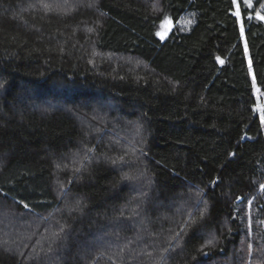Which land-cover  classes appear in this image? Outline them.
I'll return each mask as SVG.
<instances>
[{
    "label": "trees",
    "instance_id": "16d2710c",
    "mask_svg": "<svg viewBox=\"0 0 264 264\" xmlns=\"http://www.w3.org/2000/svg\"><path fill=\"white\" fill-rule=\"evenodd\" d=\"M85 1L0 0V264H264V0Z\"/></svg>",
    "mask_w": 264,
    "mask_h": 264
},
{
    "label": "rangeland",
    "instance_id": "374dc122",
    "mask_svg": "<svg viewBox=\"0 0 264 264\" xmlns=\"http://www.w3.org/2000/svg\"><path fill=\"white\" fill-rule=\"evenodd\" d=\"M75 1V0H74ZM76 1H78V2H76V4H78V5H80V4H82V3H84V4H89L87 1H82V0H76ZM54 4H56V2L54 1ZM258 13V12H257ZM257 13H256V16H257ZM260 13V15H264L263 13H261V12H259ZM170 21L171 22V20L169 19V18H166V19H164V21L161 23V25H160V28H159V31H165V28H166V24H165V21ZM193 21H194V14L192 13V12H186L180 19H179V21H178V23H177V26H178V28H179V30L180 31H186V30H188L190 27H191V25L193 24ZM263 22H264V20H262ZM173 23L171 22V27H170V29L167 31V34L170 32V30L172 29V27H173ZM167 36V35H166ZM165 36V37H166ZM256 94V98H264V95H262V94H264V92H261L260 91V93H255ZM109 107V106H108ZM95 114L98 116L99 115V117L102 119V120H105L106 119V117H107V113H103L102 111H98V112H95ZM107 120V119H106ZM117 121H119L118 119H117ZM84 123H85V128H86V130H87V135L88 136H90V134L91 135H93L96 139H97V141H99V142H106L108 145H115V146H117V148H119L120 150L119 151H121L122 152V154L124 155V156H127V157H129V156H131L132 157V159H134L133 157H135V156H137L138 155V151L139 150H137V151H135L136 150V148L137 147H135V146H133V145H129L128 143H121L119 140H118V138L117 137H119V134H118V132H117V130L115 131V132H112V131H110L107 127L106 128H104V129H102V128H99V129H96L95 127H93V125H92V123H91V121H84ZM115 127V126H114ZM116 128H117V126H116ZM122 136V135H121ZM123 139V138H122ZM121 143V144H120ZM132 144V143H131ZM66 159H68L67 157H66ZM87 159V158H86ZM114 162H115V165H119L120 166V163H121V161L119 160V158L117 157V156H115L114 157ZM250 208V204L248 205V209ZM133 215L136 217V218H140V214L139 213H133ZM15 228H16V225L15 226H10V231H14V235H18V234H20L19 232H16V230H15ZM0 232L2 233V234H5V235H7L8 236V232H6L4 229H2V228H0ZM9 240V239H8ZM15 240H18V238L16 237V238H14L13 240H11V241H15ZM248 260V264L250 263V260H252L251 258H249V259H247ZM256 264V263H255Z\"/></svg>",
    "mask_w": 264,
    "mask_h": 264
},
{
    "label": "snow or ice",
    "instance_id": "6c2138e0",
    "mask_svg": "<svg viewBox=\"0 0 264 264\" xmlns=\"http://www.w3.org/2000/svg\"><path fill=\"white\" fill-rule=\"evenodd\" d=\"M232 4L233 6L236 8V11L233 13L234 16L237 17V22H240V17H241V10H240V5L238 4L237 0H232ZM245 4L247 5V7H251L252 6V0H245ZM261 7H264V5H262ZM257 19L260 20H264V15H260V13H257ZM166 24V28L165 31H157L155 33L156 36H158L161 40H163L165 38V36L167 35V31L170 29L171 27V22L170 21H165ZM241 38L244 37V29H243V25L241 23ZM245 54L247 55V47L245 46ZM217 59L219 60V57H217ZM221 63H223V61H220ZM249 74H252V68H251V62H249ZM252 88L254 93H260V88L257 87V82H256V78L255 76H253L252 78ZM264 95V94H262ZM254 111L259 112L260 113V124L262 126H264V104L261 103L260 98H257V102L254 105ZM244 137H241V139H243ZM261 190L264 191V184H262L260 186ZM251 203V201L249 202ZM25 208L28 207V205H24ZM249 254H251V245H249Z\"/></svg>",
    "mask_w": 264,
    "mask_h": 264
}]
</instances>
